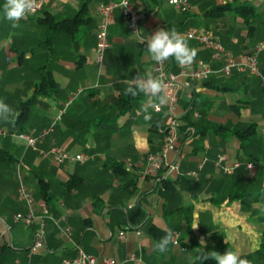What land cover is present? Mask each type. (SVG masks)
I'll list each match as a JSON object with an SVG mask.
<instances>
[{
	"label": "crops",
	"instance_id": "1",
	"mask_svg": "<svg viewBox=\"0 0 264 264\" xmlns=\"http://www.w3.org/2000/svg\"><path fill=\"white\" fill-rule=\"evenodd\" d=\"M115 1L47 0L13 29L4 16L6 0H0V100L14 114V119L0 120L5 132L0 134V264H60L76 246L120 264H217L199 258L201 238L207 242L205 252L231 250L250 264H264V86L244 67L245 55L264 39V0H240L254 7L248 24L232 11L206 13L232 0H189L186 12L167 0H132L139 10V34L115 9L99 64L94 56L98 5ZM72 18L68 30L53 28L54 22ZM173 28L196 49L194 62L208 63L212 72L204 80L189 78V87L179 89L178 151L167 155L169 160L178 155L179 171L159 170L158 182L142 171L146 155L161 146L163 115L145 105L152 100L144 93L131 97L125 90L152 75L149 37ZM190 28L214 32L235 60L230 75L221 73L222 59L211 58L209 49L185 37ZM177 65L167 60L176 74ZM257 67L264 77V49L257 54ZM45 72L55 86L22 108ZM189 94L195 107L189 105ZM146 114L150 121L144 120ZM52 122L35 149L15 136L39 135ZM249 125L253 131H245ZM50 147L84 159L56 163L40 154ZM218 153L226 156V165H240L222 173L213 163ZM204 157L197 176H191ZM18 176L34 200L29 224L14 219L29 211L17 195ZM38 200L46 202L48 214L41 213ZM49 216H64L58 226L69 227V236ZM169 230L178 232L184 249L170 244L160 253L155 244ZM38 236L42 246L29 252ZM128 254L137 260L126 261Z\"/></svg>",
	"mask_w": 264,
	"mask_h": 264
},
{
	"label": "built area",
	"instance_id": "2",
	"mask_svg": "<svg viewBox=\"0 0 264 264\" xmlns=\"http://www.w3.org/2000/svg\"><path fill=\"white\" fill-rule=\"evenodd\" d=\"M47 2V0H35L34 9L28 13L25 17L35 15L42 7V5ZM169 4L175 7L181 12H186L189 10L190 3L189 0H167ZM115 9H119L122 18L124 19L128 29L134 33L139 34L140 31V17L139 10L132 0H118L115 2L100 3L98 5V23L95 32V45H94V56L95 60L101 64L103 61V56L105 50L108 47L107 41V32L108 27L114 23L113 12ZM185 37L188 39L195 40L205 46L210 50V56L213 59H222L224 64L222 65L220 71L224 76L230 75L232 69L235 67V60L219 38L214 34V32L209 28H190L186 30ZM264 49V39L258 41L253 48V51L245 55L244 58V67L249 70L252 74L257 75L261 79V84L264 86V77L258 71L257 67V54ZM179 72L173 73L168 70L167 61L163 63L155 62L152 75L153 78H160L164 81L166 85V94L168 96V103L165 105H160L158 102H152L150 100L145 101V105L150 108L153 112L163 115L164 122H161L160 130L162 133L161 146L155 151L148 153L146 155V166L142 171V175L155 176L157 181H160L161 176L157 174L159 170L164 172H175L179 171V159L176 155L173 159H168L167 155L170 152H175L177 154V139L180 132V123L178 120L177 105H178V92L180 87L188 88L189 87V78L190 79H199L204 80L209 77L212 70L208 63L197 60L193 62L190 66H180ZM191 95H188V100H190ZM54 122L51 123L50 127L43 130L39 135H33L28 133H17L15 136L24 140L26 144L33 149L36 148V143L39 139H42L51 129ZM5 132L0 129V134ZM264 138V130L262 132ZM42 156H50L56 163H62L66 159L73 160H83L84 156L82 154L70 155L65 151L56 148L50 147L47 151H40ZM204 157L196 166L195 170L189 172L193 177L197 176L198 171L203 167V164L206 162ZM214 165L222 173H231L232 170L240 165L239 162H234L231 165H226V156L224 154L218 153L215 155ZM246 167L250 168L252 163L248 162L245 164ZM19 178V176H18ZM160 189L164 190L163 185L160 183ZM18 197L25 202L28 206L29 211L27 214L23 215L20 213L15 214V220H22L26 224L31 222L33 218V210L31 209L34 200L32 196L27 192L25 185L19 178L18 187H17ZM37 205L42 214H48V209L46 202L44 200H38ZM55 226H58L59 222L64 220V216L60 218H53L49 216ZM60 233L69 236L70 229L69 227H59ZM174 233L173 245L178 246L180 249H184L179 245V234L178 232ZM119 235L122 237L124 231H119ZM43 244L42 237L38 236L35 238L31 246L29 247V252H34L40 248ZM126 261H135L137 257L133 254H128L126 256ZM16 264H19L16 262ZM60 264H120V262L114 258H96L91 254L85 253L79 246L74 248V255L72 257L62 258Z\"/></svg>",
	"mask_w": 264,
	"mask_h": 264
},
{
	"label": "clouds",
	"instance_id": "3",
	"mask_svg": "<svg viewBox=\"0 0 264 264\" xmlns=\"http://www.w3.org/2000/svg\"><path fill=\"white\" fill-rule=\"evenodd\" d=\"M35 7V0H6L3 5L5 19L11 22L13 29L19 27V21L30 13ZM147 52L152 60L157 63H163L167 60L174 59L180 66H190L196 56L197 51L187 43L186 39L176 30L160 29L151 35L147 41ZM166 85L160 78L148 77L140 80L135 86H129L125 90V95L137 97L140 93L150 97L152 101L158 102L160 105L168 103V96L166 94ZM147 112V108H144ZM14 119L12 109L3 100H0V120L5 122L9 118ZM145 121L151 120V115L144 116ZM197 228L194 227L193 229ZM175 243L174 233L169 230L167 234L159 239L155 244V250L160 253L167 252L168 246ZM207 242L203 238L200 240V255L199 258L204 260L214 259L217 264H250L247 259L241 258L240 253L228 250L221 254L217 251L205 252Z\"/></svg>",
	"mask_w": 264,
	"mask_h": 264
},
{
	"label": "trees",
	"instance_id": "4",
	"mask_svg": "<svg viewBox=\"0 0 264 264\" xmlns=\"http://www.w3.org/2000/svg\"><path fill=\"white\" fill-rule=\"evenodd\" d=\"M85 1L82 3L80 10L78 11L77 15L81 13L84 10ZM225 11H232L235 15L241 16L243 19V22L248 24L249 20L252 19L255 15L254 7L253 5L248 1H240V0H232L231 2H227L220 5H212L210 8L207 9L206 13L211 16H219ZM75 22V18L72 19H62L60 21L54 22L53 28L57 30H68L71 26V23ZM250 27V26H249ZM205 83H208V81H205ZM55 82L51 75L48 72H45L41 75L39 81L35 84V90L33 93V96L30 98L24 100L21 102V107L25 108L27 104L34 98V96L37 93H44L48 94V90L50 87L55 86ZM190 106L196 105L195 98H192L189 103ZM181 128V127H180ZM254 127L249 125L245 131H253ZM0 153L3 154L2 150H0ZM155 232L156 228L154 229ZM159 233V231H158ZM161 233V232H160Z\"/></svg>",
	"mask_w": 264,
	"mask_h": 264
}]
</instances>
